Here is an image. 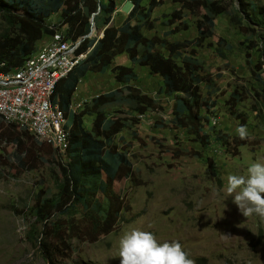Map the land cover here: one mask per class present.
Wrapping results in <instances>:
<instances>
[{
    "label": "rangeland",
    "instance_id": "1",
    "mask_svg": "<svg viewBox=\"0 0 264 264\" xmlns=\"http://www.w3.org/2000/svg\"><path fill=\"white\" fill-rule=\"evenodd\" d=\"M125 1L128 0H115V25L121 24L132 8L131 1L123 8ZM216 1L226 11L215 17L212 36L196 48L198 59L212 79L211 84L201 83L202 96L213 105L205 121V128L212 132L211 143L203 147L185 130L171 124L174 97L161 92L160 76L151 74L147 67L133 65L137 78L131 85L155 103L139 116L138 124L123 129L115 138L119 149L129 156L133 175L130 179L115 177L113 189L127 209L111 233L99 234L85 221L59 220L56 216L39 223L32 217L29 206L34 195L56 189L58 170L50 153L58 152L29 140L19 148L14 142L16 136L3 127L0 264H50L36 244L37 238L45 235L46 242L58 248L53 252L54 264H119L118 241L130 228L151 231L160 242H179L193 264H264V218L240 214L224 191L229 174L246 175L251 163L264 162V102L260 97L263 84L259 80L264 82L260 57L264 30L243 19L238 0ZM257 1L264 6V0ZM203 12L202 8L189 12L178 3L163 0L152 12L155 28L143 32L147 37L179 41L180 51L185 53L192 48L197 36L196 21ZM174 14L182 18L171 25L169 20ZM57 18L49 17L47 26L70 37L75 35L76 39L84 38L82 24L74 28L71 24L61 26ZM184 24L187 28L181 29ZM15 32L14 25L0 13V35ZM87 35L97 36V30L93 27ZM48 38L44 35L37 42L36 51ZM160 50L168 54L166 47ZM113 64L132 65L126 54L117 56ZM81 84L87 92L80 98L74 95L75 110L82 109L93 96L122 86L110 69L89 72ZM106 111L110 115H135L122 105ZM92 119L84 117L86 127ZM241 125L248 132L243 140L235 133ZM216 132L228 144L214 138ZM60 158L68 161L66 155L60 154Z\"/></svg>",
    "mask_w": 264,
    "mask_h": 264
},
{
    "label": "trees",
    "instance_id": "2",
    "mask_svg": "<svg viewBox=\"0 0 264 264\" xmlns=\"http://www.w3.org/2000/svg\"><path fill=\"white\" fill-rule=\"evenodd\" d=\"M130 1L132 8L127 16L121 24L115 25L112 20L115 0H0V13L8 18L16 30L12 35H0V65L4 63L1 67L4 70L20 66L36 51L37 42L56 30L47 26L46 20L52 15L58 16L61 26H84V38L75 48L74 55L86 56L65 78L57 82L51 97L66 117L69 145L62 155H66L68 161L64 162L60 158L59 151L58 154L50 153L58 170L56 189L36 193L29 206L32 217L39 223L48 222L56 216L59 220H81L99 234L111 233L118 225L127 207L113 189L114 180L117 175L130 179L133 168L129 156L119 149L115 138L123 129L138 124L139 116L146 114L155 103L151 97L131 85L137 78L133 65L147 67L151 74L160 76L161 92L174 97L171 124L185 130L203 147L211 143L212 132L205 128V121L208 122L207 114L213 105L208 104L202 96L201 83L211 84L212 79H209L198 59L196 48L212 36L214 19L224 13L226 8L216 0H171L189 12L196 8L204 10L196 21L197 36L192 41V48L183 53L180 51L181 42H170L156 35L147 37L143 32L155 28L152 12L163 0ZM238 2L243 19L264 30V6L257 0ZM91 17L97 30V36L94 37L86 36L92 30ZM172 18L169 20L171 25L182 17L174 14ZM186 28L184 24L181 29ZM65 36L77 38L72 34L71 37ZM163 47L167 48V55L160 50ZM122 54L127 55L131 66L113 64L115 58ZM260 57L261 65L264 66V42ZM107 69L122 86L93 96L82 109L72 110L71 95L81 79L89 72L104 73ZM259 80L263 84L260 97L264 102V82ZM119 105L135 115L126 117L107 113V108ZM85 116L93 117L89 127L84 123ZM3 127L16 136L14 142L19 148L24 141L29 140L48 151L56 152L51 145L37 141L25 128L0 117V130ZM214 138L228 144L218 132ZM67 225L71 229L72 224L69 222ZM36 244L45 259L54 264L53 252L58 251V248L46 242V235L37 238Z\"/></svg>",
    "mask_w": 264,
    "mask_h": 264
},
{
    "label": "clouds",
    "instance_id": "3",
    "mask_svg": "<svg viewBox=\"0 0 264 264\" xmlns=\"http://www.w3.org/2000/svg\"><path fill=\"white\" fill-rule=\"evenodd\" d=\"M235 133L241 140L248 136L244 125ZM224 191L240 214L264 218V162L251 163L246 175L229 174ZM118 258L119 264H193L179 242H160L151 231L140 228H130L121 235Z\"/></svg>",
    "mask_w": 264,
    "mask_h": 264
},
{
    "label": "bare ground",
    "instance_id": "4",
    "mask_svg": "<svg viewBox=\"0 0 264 264\" xmlns=\"http://www.w3.org/2000/svg\"><path fill=\"white\" fill-rule=\"evenodd\" d=\"M72 40L65 36L64 33L60 32V36L54 37L52 40L49 39L44 46L39 48L35 53L30 55L20 66L12 70L2 69L0 65V79L8 77L11 74H18L20 70L32 68L38 62H43L47 59L57 56V51L64 52L63 63H51L45 69V76L51 77L45 85V89H42V102H47V118H54L57 121L55 125V134L60 142L61 152L64 153L69 145V133L66 129V117L64 116L63 110L60 108L58 103L52 101V94L54 92L57 82L65 78L69 72L79 63V61L85 58V54L74 55L75 48H70ZM7 67V66H6ZM37 87V79H24L23 81H10L4 83L0 81V93L6 96H14V91H23L30 88ZM20 113L21 115H18ZM29 116L33 119L41 118V111L38 108H31L29 105H21L15 102H6L0 104V117L5 119L9 123H14L20 127L25 128L31 134L34 135L40 142L46 143L44 138L36 135L37 122L29 119ZM51 145L55 150L58 151L57 144Z\"/></svg>",
    "mask_w": 264,
    "mask_h": 264
},
{
    "label": "built area",
    "instance_id": "5",
    "mask_svg": "<svg viewBox=\"0 0 264 264\" xmlns=\"http://www.w3.org/2000/svg\"><path fill=\"white\" fill-rule=\"evenodd\" d=\"M60 32L58 30H54L52 34L49 35L48 39H53L56 36H60ZM81 42V38L73 39L72 38V44L70 45V49L76 48L79 43ZM64 52L60 51V49L57 51V56L47 59L43 62H38L35 66L32 68H27L20 70V73L18 74H11L8 77H4L0 79V81L4 83H9L10 81H23L24 79H37V87L30 88L28 90L23 91H14V96H6L4 94L0 93V104H4L6 106V102H15L19 103L21 105H29L31 108H38L39 111H41V118L40 119H33L32 117H29L32 121L37 122V129H34L36 131V135L39 137L44 138V141L46 144H57L58 145V151L59 154L62 155L61 149H60V142L57 138V135L55 134V125L57 121L54 120V118H47V102H42V89H45V85L47 84L48 80H50L51 77L45 76V69L51 64V63H63L64 62ZM73 103H71V109L75 110L73 108ZM18 115H21L18 113Z\"/></svg>",
    "mask_w": 264,
    "mask_h": 264
},
{
    "label": "crops",
    "instance_id": "6",
    "mask_svg": "<svg viewBox=\"0 0 264 264\" xmlns=\"http://www.w3.org/2000/svg\"><path fill=\"white\" fill-rule=\"evenodd\" d=\"M128 1H130V0H128ZM127 1V2H128ZM127 2L125 1L124 3H122V6H123V8H127ZM125 65V64H124ZM84 79V78H83ZM84 82V81H83ZM82 79H81V81L79 82V84H78V86H77V88L75 89V91L72 93V95H71V100H73V97H74V95H76L78 98H80L81 97V95H83L84 96V93H86L87 92V88L86 87H82ZM80 86V88L78 89V87ZM72 103H73V101H72Z\"/></svg>",
    "mask_w": 264,
    "mask_h": 264
},
{
    "label": "water",
    "instance_id": "7",
    "mask_svg": "<svg viewBox=\"0 0 264 264\" xmlns=\"http://www.w3.org/2000/svg\"><path fill=\"white\" fill-rule=\"evenodd\" d=\"M90 23H91V26H92V28L94 27V25H95V22H94V19H93V17H91V19H90ZM92 31V30H91ZM90 31V32H91ZM86 36H88V35H86Z\"/></svg>",
    "mask_w": 264,
    "mask_h": 264
}]
</instances>
